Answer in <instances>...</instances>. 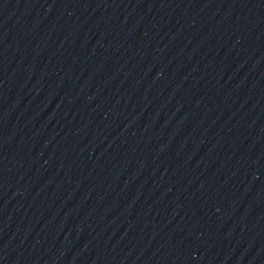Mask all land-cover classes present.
Here are the masks:
<instances>
[{"label":"water","instance_id":"water-1","mask_svg":"<svg viewBox=\"0 0 264 264\" xmlns=\"http://www.w3.org/2000/svg\"><path fill=\"white\" fill-rule=\"evenodd\" d=\"M0 264H264V0H0Z\"/></svg>","mask_w":264,"mask_h":264}]
</instances>
